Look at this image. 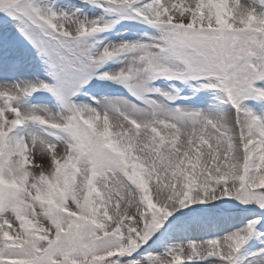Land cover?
<instances>
[{
	"label": "snow or ice",
	"instance_id": "snow-or-ice-1",
	"mask_svg": "<svg viewBox=\"0 0 264 264\" xmlns=\"http://www.w3.org/2000/svg\"><path fill=\"white\" fill-rule=\"evenodd\" d=\"M0 264H264V0H0Z\"/></svg>",
	"mask_w": 264,
	"mask_h": 264
}]
</instances>
